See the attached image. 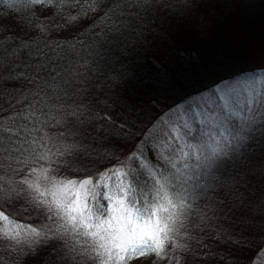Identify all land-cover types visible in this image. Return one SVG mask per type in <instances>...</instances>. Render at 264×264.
I'll use <instances>...</instances> for the list:
<instances>
[{
	"label": "trees",
	"instance_id": "1",
	"mask_svg": "<svg viewBox=\"0 0 264 264\" xmlns=\"http://www.w3.org/2000/svg\"><path fill=\"white\" fill-rule=\"evenodd\" d=\"M156 2L179 15L160 17V39L155 43L145 40L136 48L143 60L122 63L121 53L134 55L125 49L138 43L130 33L141 31L131 25L143 26L144 4L151 0H123L111 5L109 0H71V12L66 7L68 0H52L58 15L63 16L49 15L52 27H43L49 42L59 45L57 50H62L69 62L70 71L60 90L71 95L72 103L65 107L76 111L74 117L58 115L26 73L23 77L10 74L9 62L0 60V106L5 116L21 106L27 107L28 102L35 104L37 93L43 97L41 103L51 109L47 119L40 114L35 127L28 128L20 140L9 144L10 138L0 136L5 146L0 149V264H92L93 257H98L95 264H112L113 258L122 257L113 251L117 245L108 232L85 227L94 225L93 221L77 216L80 230L66 231L65 218L54 217L48 211L56 202L79 207L72 200L79 188L68 184V180L78 181L83 174L101 167L103 161L95 157L96 151L111 156L107 164L115 165L134 142L133 138L105 143L99 138L98 117L106 110L111 112L124 99L134 97L145 108L152 100L162 112L171 105L186 103L190 96L206 94L241 77H251L264 86V66L243 68L244 58L253 51L264 53V0H232L230 4L213 0L195 13L196 19H203L202 27L193 17L185 16L181 10L184 0ZM137 7L139 12L133 10ZM23 15V9L17 13L0 4V33L11 38L23 34L19 26ZM155 16L154 12L152 23L157 22ZM8 44V39L0 41L2 47ZM154 60L162 65L167 83L159 82L152 68ZM127 64L134 65L131 80L119 74ZM15 72L23 69L18 67ZM149 81L153 87L146 86ZM156 115L154 111L147 112L148 119ZM10 123L5 119L0 127L7 130ZM177 135L181 139L170 140L162 151L173 152L176 169L184 170V165H189L186 173L193 179L178 183L175 171L158 177L156 187L134 197L135 207L151 213V219L145 227L129 217L133 225L155 237L161 246L157 260L167 256V264H264V259L257 257L259 243H242L259 240L257 234L264 233V136L257 137L247 154L208 167L213 149L223 146L219 133L210 129L201 132L197 125L190 137L182 132ZM86 149H91L92 155ZM121 183V177L110 173L99 183L86 186L85 192L91 197L92 193L107 191L114 201L126 200L119 191ZM114 201L107 205L109 209L115 207ZM95 202V197L89 199L90 209ZM162 232L166 234L161 236ZM53 237L65 239L70 246L68 253L54 255L60 245ZM10 248L13 251H8ZM136 264H147V260Z\"/></svg>",
	"mask_w": 264,
	"mask_h": 264
},
{
	"label": "snow or ice",
	"instance_id": "2",
	"mask_svg": "<svg viewBox=\"0 0 264 264\" xmlns=\"http://www.w3.org/2000/svg\"><path fill=\"white\" fill-rule=\"evenodd\" d=\"M122 2L123 0H109V5ZM168 2L169 0H165V3ZM215 2L230 4L232 0H215ZM211 3L213 0H184L181 10L185 16L193 17L194 22L202 27L203 19H196L195 13L199 8ZM0 4L6 5L17 13L21 9L24 10V15L19 21L23 34H17L15 38H11L0 33V41L9 40L7 47L0 46V60L9 62L10 74L23 77L26 73V78L32 80L43 92V97H47L51 101V105L58 115L74 117L76 111H70L65 107V104L72 103L71 95L60 90L65 74L70 71L69 62L63 51L57 50L60 46L49 42L47 32L43 27V25H49V15L60 18L63 13L58 15L52 0H0ZM101 6L106 7L108 5ZM66 7L69 12L73 11L71 0H68ZM133 10L140 11L138 7ZM143 11L146 17L142 22L143 26L136 23L131 25L133 29H141L139 34L130 33V35L135 36L138 43L125 49V52L134 53V55L125 56L124 53H121L122 63L129 60L137 62L143 60V56L136 51V48L145 40H152L155 43L160 39L157 36L158 30L162 32L160 17L166 18L169 14L179 15V12H173L172 8L165 7L164 3L157 4L156 0L145 3ZM154 12L156 13V23H152ZM18 67L22 68L23 72L16 73L15 70ZM152 68L159 76V82L161 84L167 83V75L162 71V65L154 60L152 61ZM133 69V64H127V67L122 68L119 74L131 80L134 78ZM146 86L153 87L154 85L149 81ZM65 95H68L67 100ZM43 97L37 93L35 104L28 102L27 107L21 106L19 110L8 112L7 116L4 115V108L0 106V125L5 119L11 122L7 130L0 127V136L10 138L9 144H12L13 141L20 140L28 128L35 127L34 122L39 119L40 114H43L47 119V113L51 109L49 105L41 103ZM148 111H154L157 115L148 119ZM146 120L147 123L145 124ZM98 121L101 125L98 136L105 143L108 141L120 143L133 138L134 142L115 165L107 164V161L112 158L111 156L96 151L95 157H99L103 161L101 167L93 172L83 174L84 178L78 181L68 180V184L73 185L74 188H79V191L72 195V200L76 201L79 207L75 204L61 205L56 202L54 207L49 206L48 211L54 217L65 218V222L68 224L66 231L78 232L80 230L77 225L81 221L77 219V216L93 221L94 225H85V227H99L108 232L109 238L113 239L117 245L113 251L119 252L125 258L139 253L137 258L146 259L147 264H167V256H164L163 260H157L161 246L155 237L142 232L129 219V217H134L146 227L152 216L151 213L141 212L139 208L135 207L136 200L134 197L137 194L143 196L151 188L156 187L158 177H163L169 172L175 171L177 173L178 183H187L193 179L191 175L186 173L189 165L185 164L184 170L176 169L171 158L173 152L162 151L170 140L178 142L181 139L177 135L178 132L190 137L196 130V126L199 125L201 132L210 129L219 133L223 146L213 149L212 157L207 162L208 167L219 166L230 158L247 154L257 142V137L264 136V86H260L251 77H241L226 83L223 87L217 86L206 94L201 92L198 95L190 96L186 103L171 105L162 112L152 100L147 102V108H145V105L138 99L128 97L111 112L106 110L104 115L98 117ZM138 124L145 126L139 128L137 127ZM157 125H159L158 128ZM36 130L38 131V129ZM137 131L140 132L139 136L136 135ZM4 147V144L0 142V149ZM15 147L19 148L20 146L17 144ZM85 151L92 155L91 149ZM15 154L13 152V155ZM112 155L114 156L115 153ZM110 173L113 176L121 177L122 183L119 186V191L121 196L126 197V200L115 199L114 201V197L107 191H102L99 195L92 193L91 197L85 192L86 186L92 185L94 182L99 183L103 177ZM89 177H94L95 180ZM55 188L54 183L53 199L56 196ZM69 191L71 192L72 189ZM172 191L175 192L176 189L173 188ZM92 197H95L96 200L93 204L94 211L88 206V201ZM99 201H103V204H100ZM113 201L115 207L109 209L107 205ZM38 203H43V201ZM180 206L184 207V202H181ZM165 234L162 232L161 236ZM257 235L261 237L259 240H243L242 243H259L260 247L256 249L257 257L264 259V233ZM53 239H58L60 245L54 255L68 253L70 246L65 242V239L59 237H53ZM9 242L11 243V241ZM236 246L239 247L240 245ZM148 249L151 251H146ZM8 251H13V249L10 248ZM96 259L98 257H93L92 264H95Z\"/></svg>",
	"mask_w": 264,
	"mask_h": 264
},
{
	"label": "rangeland",
	"instance_id": "3",
	"mask_svg": "<svg viewBox=\"0 0 264 264\" xmlns=\"http://www.w3.org/2000/svg\"><path fill=\"white\" fill-rule=\"evenodd\" d=\"M234 65L235 68L239 66L236 63ZM258 66H264V53L260 51L259 52L253 51L251 54H249L244 58L243 68L251 69ZM137 243H139V241H137ZM139 255L140 254L137 253L135 256H128L127 258H125L124 256H122L121 258H113L112 264H136L141 260L137 258Z\"/></svg>",
	"mask_w": 264,
	"mask_h": 264
}]
</instances>
